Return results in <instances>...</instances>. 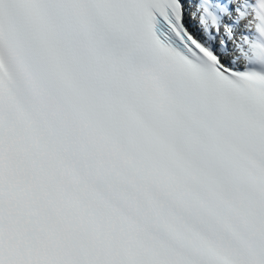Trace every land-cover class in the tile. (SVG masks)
Returning <instances> with one entry per match:
<instances>
[{
	"label": "snow or ice",
	"instance_id": "1",
	"mask_svg": "<svg viewBox=\"0 0 264 264\" xmlns=\"http://www.w3.org/2000/svg\"><path fill=\"white\" fill-rule=\"evenodd\" d=\"M0 264H264V0H0Z\"/></svg>",
	"mask_w": 264,
	"mask_h": 264
}]
</instances>
